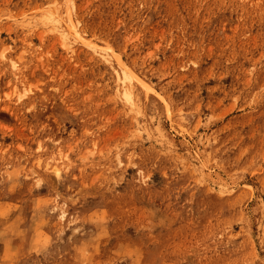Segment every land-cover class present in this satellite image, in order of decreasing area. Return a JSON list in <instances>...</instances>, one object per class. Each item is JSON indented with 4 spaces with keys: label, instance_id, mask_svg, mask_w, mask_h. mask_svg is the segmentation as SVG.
<instances>
[{
    "label": "rangeland",
    "instance_id": "obj_1",
    "mask_svg": "<svg viewBox=\"0 0 264 264\" xmlns=\"http://www.w3.org/2000/svg\"><path fill=\"white\" fill-rule=\"evenodd\" d=\"M0 264H264V0H0Z\"/></svg>",
    "mask_w": 264,
    "mask_h": 264
}]
</instances>
